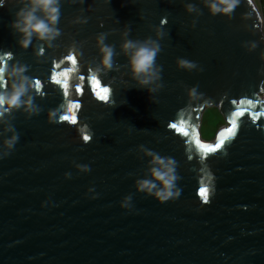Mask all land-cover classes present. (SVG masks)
Wrapping results in <instances>:
<instances>
[{
    "label": "water",
    "instance_id": "95a60500",
    "mask_svg": "<svg viewBox=\"0 0 264 264\" xmlns=\"http://www.w3.org/2000/svg\"><path fill=\"white\" fill-rule=\"evenodd\" d=\"M189 2L203 14L189 15ZM18 6L6 0L0 7V56L12 53L8 63L28 65L26 74L41 81L43 95L34 94V102L42 112L9 117L19 141L0 160V264H264V24L255 1L241 0L229 19L211 16L201 0H61L62 35L42 57L34 54L40 42L27 50L18 44L10 27ZM78 16L88 22L72 23ZM165 18L156 58L164 88L153 94L155 103L131 80L123 54L114 56L120 71L101 74L94 86L89 68L100 61L97 34L109 33L106 43L119 53L125 25L129 39L155 38ZM244 42L257 48L249 51ZM178 57L203 71L179 69ZM66 70L67 89L63 78L52 80ZM193 86L202 99H190ZM105 87L107 103L95 95ZM208 105L229 124L212 144L200 135ZM221 139L215 152L196 143ZM139 145L178 162L177 200L161 204L136 191L148 159ZM129 194L131 211L120 207Z\"/></svg>",
    "mask_w": 264,
    "mask_h": 264
},
{
    "label": "clouds",
    "instance_id": "9594fccd",
    "mask_svg": "<svg viewBox=\"0 0 264 264\" xmlns=\"http://www.w3.org/2000/svg\"><path fill=\"white\" fill-rule=\"evenodd\" d=\"M17 2L18 11L15 13V19L10 27L15 34H18V44L24 50L29 49L30 46L33 47L34 41L40 42L41 46L38 50L34 48V54L37 57H42L46 49L55 47L54 42L62 35L61 29L58 27L61 18V0H17ZM70 2L83 4L85 0H70ZM201 2L211 16L222 15L231 19L236 8L240 6L241 0H201ZM5 3L6 0H0V7H4ZM184 8L189 15L195 13L198 17L203 14L202 9L194 3H185ZM87 22L86 17L79 16L72 21L74 24H86ZM117 22L119 23V21ZM167 22L165 18L159 26H156L155 38L149 36L143 40L129 39L131 28L125 25V30L121 35L122 43L119 53L116 52L115 45L106 43L109 33L97 34L96 46L99 50L100 61L95 68H89V72L94 78V86L100 87V82L95 78L101 74L113 70L120 71V65H116L114 69V56L123 54L127 58V68L131 80L135 81L138 88L146 89L150 94V99L155 103L153 94L164 88L162 83L163 66L157 64L156 58L162 51L160 41L165 38L163 26ZM196 24L197 20L193 19L192 27L195 28ZM242 46L248 48L249 51L257 48L255 42H244ZM73 49L76 50V42L73 43ZM262 59H264V54H262ZM11 60H13L12 53H7L6 57L0 56V82H4L0 84V129H2L0 136H3V141L0 143V160L8 157L19 141V133L14 124L10 122L9 117L14 118V112L23 111L30 119L42 112L40 106L34 102V94L43 95L41 81L26 74L29 71L28 65L18 61L8 63ZM76 63V60L73 61V65ZM176 63L181 70L203 71L196 61L178 57ZM77 70L73 69V71ZM68 77L69 71H64L53 75L52 80L59 82L63 78L65 80L64 87L67 89ZM102 91L108 94L107 99L99 92H96L95 95L107 103L111 88L105 87ZM189 97L192 101H198L202 99L203 93H198V86H193L189 90ZM56 115V110H50L49 122H53ZM137 151L148 159L145 175L135 180L136 191L161 204L177 200L182 193V189L177 186V182L181 179L177 173L178 162L170 156H161L144 145H139ZM75 167L84 173L91 171L86 164L77 163ZM65 178L71 179V173L66 172ZM88 192L94 193L95 189L90 187ZM92 198L95 199L96 196L93 195ZM132 201L133 197L129 194L122 199L120 207L131 211L133 209ZM205 203L207 202L205 201Z\"/></svg>",
    "mask_w": 264,
    "mask_h": 264
},
{
    "label": "rangeland",
    "instance_id": "374dc122",
    "mask_svg": "<svg viewBox=\"0 0 264 264\" xmlns=\"http://www.w3.org/2000/svg\"><path fill=\"white\" fill-rule=\"evenodd\" d=\"M254 1L263 17L264 24V0ZM224 126H229V124L221 109L216 105H208L203 112L200 126L202 141L209 144L214 143Z\"/></svg>",
    "mask_w": 264,
    "mask_h": 264
},
{
    "label": "snow or ice",
    "instance_id": "6c2138e0",
    "mask_svg": "<svg viewBox=\"0 0 264 264\" xmlns=\"http://www.w3.org/2000/svg\"><path fill=\"white\" fill-rule=\"evenodd\" d=\"M68 60L71 62V64H73V61H75L76 58H75V56H69V57H68ZM56 67L59 68L60 65L57 64ZM66 71H67V70H66ZM92 79L94 80V78H92ZM56 83H61V81L56 82ZM64 88H65V87H64ZM65 89H66V88H65ZM65 94H67V92H65ZM102 96H103L105 99H107L108 94H107L106 92H103ZM249 103H251V101H249ZM73 107H79V105H78V104H73ZM238 114H240V113H238ZM262 115H264V114H262ZM64 119H65V120H69V119H71L73 123L75 122V117H71V118H70V117H68V116H65ZM232 124H233V127H235V121H234V120L232 121ZM172 127H173V128H176L177 125H176V124H172ZM187 134H188L187 132H184V135H187ZM88 139H90V138H89V137H85V140H88ZM196 143L199 145L200 148L204 149L205 152H215L216 150L220 149V148L223 146L224 141L221 139V140H220L218 143H216L215 145L201 144L199 140H197ZM207 192H208V190H207L206 188H202V189L200 190V194H201V196L205 199L206 202H208V201H207Z\"/></svg>",
    "mask_w": 264,
    "mask_h": 264
},
{
    "label": "trees",
    "instance_id": "16d2710c",
    "mask_svg": "<svg viewBox=\"0 0 264 264\" xmlns=\"http://www.w3.org/2000/svg\"><path fill=\"white\" fill-rule=\"evenodd\" d=\"M206 107H207V106H206ZM206 107H205V108H206ZM205 108H204V110H205Z\"/></svg>",
    "mask_w": 264,
    "mask_h": 264
}]
</instances>
